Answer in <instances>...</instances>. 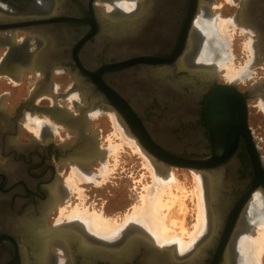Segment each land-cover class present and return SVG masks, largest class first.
I'll list each match as a JSON object with an SVG mask.
<instances>
[{"label": "flooded vegetation", "instance_id": "obj_1", "mask_svg": "<svg viewBox=\"0 0 264 264\" xmlns=\"http://www.w3.org/2000/svg\"><path fill=\"white\" fill-rule=\"evenodd\" d=\"M134 1L113 22L103 0H0L15 5H0V45L9 46L3 62L41 72L34 87L43 82L33 101L32 86L12 109L1 102L10 94L0 96V264H243L238 243L254 238L264 221V155L255 137L264 122L254 126L264 113V66L261 78L247 83L253 69L223 81L213 64L196 61L206 37L194 22L203 7L214 16L212 0ZM256 62L264 64V53ZM56 71L73 77L68 90L53 79ZM223 86L241 95L214 120L209 98ZM73 94L80 99L72 106L61 103ZM96 111L115 113L162 174L181 168L201 176L205 222L186 251L157 246L134 222L106 239L58 221L72 192L70 169L78 165L93 178L94 162H107L108 147L90 131ZM35 115L38 135L26 126Z\"/></svg>", "mask_w": 264, "mask_h": 264}, {"label": "rangeland", "instance_id": "obj_2", "mask_svg": "<svg viewBox=\"0 0 264 264\" xmlns=\"http://www.w3.org/2000/svg\"><path fill=\"white\" fill-rule=\"evenodd\" d=\"M99 6L103 10H108L104 2ZM238 8L239 3H233L229 0H212L211 2V9L214 15H218L220 19L225 21L237 17ZM226 35V38L228 37L227 41L229 42V46H225V49L226 52L230 54L232 62H229V60H226L225 62L232 63L234 67L238 69L241 65L244 66L246 61L249 59V51L246 46L250 37H254V32L252 33L250 30L242 31V24H237V27L235 28L232 24H228ZM23 37L24 32L22 30H17L14 39L20 41ZM204 40L203 46L205 45L206 40L210 41L211 38ZM203 46L201 47L199 54L202 51ZM8 47V44L0 45V60L5 56L4 54L7 52ZM219 54L220 52H218V55ZM258 65L264 66L261 62L255 64L252 68L253 74L246 80L247 83L259 80L261 75H263V72H261L263 69ZM216 68H218L217 73L220 75V80H230L227 77L226 67L221 66ZM29 71H22L18 80H13L10 76L0 74V96L5 92L10 94L9 96L7 95L3 97L1 102L8 105L9 109H12L14 105L18 104L23 99V97L27 96V94L34 87L37 78L41 76V72L35 73ZM53 79L59 84H63L62 88L64 89H61L62 92L68 90L74 81L72 76L67 73H63L62 71H56L53 74ZM237 82L241 83L240 80ZM240 85H243V83ZM72 97L80 99L78 94H73L68 96L67 99L63 97L60 101L62 104L72 106ZM255 101L256 100H254V102ZM110 114L111 112L107 114L97 112L94 113L90 119V131L98 132L97 136L99 137V144L104 147H108V149L112 145V149H109L110 153L108 152L109 155L107 153L105 160L108 164V170H105V172L103 170L102 173L101 168L104 164L95 161L94 166L96 167V180H80V178H75V183L71 186V194H69L68 198L59 205L58 214L56 215L59 219L67 218L66 215L63 216L61 214L62 210H64L65 214H67L69 211L73 210V208L80 207L81 209L88 210L90 213L97 212L106 218H112V220L114 219L116 221L118 219L119 222H122L126 217L125 215L130 214L133 207L140 203L141 195L146 192L144 187L146 185L151 186L153 183V177L151 176L148 167L144 164V158L134 150V145L129 144L127 142L128 140L122 139L119 128L113 123L112 115ZM256 116H258L259 120L255 117V128L258 124H262L264 122V113L261 112ZM27 126L32 130L36 127L35 123H28ZM255 137L261 147V153L264 155V129H258L255 133ZM72 169L73 167L70 169V172L67 173L65 178L66 181H69V178L73 177ZM172 172H174L178 178L180 183H178V185H182L184 187L182 189L180 186V190L177 189L178 186H176V188L173 186L172 188L175 193L177 192L175 195L179 196L178 202L184 203V210H181V212L178 213L179 218H176L178 226L174 227L176 228L177 233H181V224L185 228L188 227L187 229L189 231H193L195 229L194 226L197 222L198 214L197 195L196 193L193 194V192H196V184L198 183L195 179V173L197 172H195V170L181 168H175ZM181 190H184L186 194L183 192L181 193ZM166 196H168V194H165V200L167 199ZM178 207L179 206H177V208ZM258 232L253 234L254 238L258 237ZM262 257L264 258V252L262 253ZM260 264L263 263L261 262Z\"/></svg>", "mask_w": 264, "mask_h": 264}, {"label": "bare ground", "instance_id": "obj_3", "mask_svg": "<svg viewBox=\"0 0 264 264\" xmlns=\"http://www.w3.org/2000/svg\"><path fill=\"white\" fill-rule=\"evenodd\" d=\"M42 1L46 2L47 0H42ZM103 1L106 3L107 9L110 12H112L111 14L112 16H110L109 20L113 22H116L121 18V16L119 15L120 13L122 15L128 12L132 7H134L135 4L134 0H103ZM229 1L233 3H239L240 7H241V3L243 2V0H229ZM0 5L3 8H7V7L13 8L15 6L14 2L13 3L3 2L0 3ZM201 10L202 11L198 14L194 22V26L196 27V30L198 32L202 33L206 37V39L211 38V40L210 41L206 40L205 45L202 48V51L200 52L199 56H197L196 58V61L205 64H213L215 68L221 66L226 67L227 77L233 81H236L238 79H243V77L247 74L250 75L253 64L257 63L256 62L257 56L263 54V50L260 48L259 43H257L258 39L256 41L253 36L250 37V40L247 41V46H246L249 51V59L246 61L244 66L241 65L240 68L238 69L235 68L232 63H229L232 62V59L230 58V54L226 52L225 49V46H227L229 43L227 41L228 37L226 38L227 36L226 31L228 24H232L234 28L237 27V24H242L239 14L235 18L225 21L220 19L218 15L217 16L214 15L210 17V15H208L207 9L204 7ZM128 28H132V27H128ZM247 30L248 31L250 30L253 33L252 29L242 24V31H247ZM112 34L114 33L112 32ZM117 35H119V32ZM217 52H220V54L218 55ZM217 56L219 57L217 58ZM226 60H229V62L226 63L225 62ZM1 61L2 62L0 64V74L5 76H10L13 80H18L15 79L13 72L16 73L18 72L19 74H21L22 66L15 67L12 66V64L8 66L6 65V62H3V59ZM263 96H261L260 105L264 108ZM73 98L74 97H72V99ZM97 112L99 111H96L95 113ZM110 115H112V120L115 126L119 128V132L121 134L120 136L122 137V139L128 140L127 142L129 144L134 145L135 146L133 147L134 150L137 151V153H139L140 156L144 158L143 159L144 164L150 170L151 176L153 177V183L151 186L146 185L144 187L146 192L141 195L140 203L133 207L130 214L125 215L126 217L122 222H119L118 219L116 221L114 219L112 220V218L110 219L106 218L102 214L97 212L90 213L88 210L81 209L80 207L73 208V210L69 211L67 214H65L64 210H62L61 214L63 216L66 215L67 218L66 219L60 218L58 221H60L61 223L62 222L70 223L72 226L79 227L83 232H86L88 234H94L96 236H99V238L102 237L106 239L116 237L118 233H120L122 230L125 229L127 224L129 225L134 222L137 225V227L140 230H142V234L146 233L147 234L146 236L150 238V240H152V242H154L157 246L159 247H167L168 245L176 246L178 253L181 254L183 251H186L188 248L192 246V244L196 240V237L198 236L197 234L200 233L205 222V216L203 211V207L205 206L204 205L205 193L203 189L204 186L201 176L198 173H195V179L198 182V183L196 182L197 183L196 192H193V194L196 193L197 195L196 197H197V205H198L197 222L194 226L195 229L193 231L190 229L191 231H189L187 229L188 227L185 228L181 224L182 230L181 233L179 232L180 233L179 234L176 232V228L174 226H178V222L176 221V218H179L178 213L181 212V210H184L183 208L184 203L181 202L182 201L181 199H180L181 203L178 202L179 196L175 195L177 192L175 193L172 188L173 186L175 188L176 186H178L177 189L180 190V186L182 189L184 187L182 185L180 186L178 185L179 181L176 175L174 174V172H170L168 174L165 173L162 174L158 166L155 164L156 161L154 162V160L144 151V149H142L139 146L138 142L134 139L131 133H129L126 127L121 123V121H119L117 115L113 112H111ZM28 121H30L29 123L31 124L35 123L36 127L35 128L31 127V128H33V130H35L34 131L35 134L38 135L39 128L41 125L40 119L35 115V116H30ZM27 124L28 123H26V126ZM109 149H112V145L110 146ZM103 164L104 165L102 167V173L103 170L104 172L105 170L106 171L108 170L107 167L108 164L106 162H103ZM72 174L73 177L69 178V181L67 180L68 183H66L69 191H71L72 189L71 186H73L75 183V178L77 179L80 178V180L83 179L96 180L95 177L91 178L90 175L86 174L83 171V169H81L80 166L78 165H75L73 167ZM182 192L186 194L184 190H181V193ZM165 194H168V196H166L167 197L166 200L164 199ZM177 206L179 207L177 208ZM238 248L241 250L243 254V258H242L243 264L261 263L262 253L264 252V221L259 222L258 237L251 238L250 235H245L242 238V240L239 241Z\"/></svg>", "mask_w": 264, "mask_h": 264}, {"label": "water", "instance_id": "obj_4", "mask_svg": "<svg viewBox=\"0 0 264 264\" xmlns=\"http://www.w3.org/2000/svg\"><path fill=\"white\" fill-rule=\"evenodd\" d=\"M196 5L195 0H191V4ZM239 17L242 21V24L244 26L250 27L253 29L257 36L259 46L263 50L264 53V0H243L241 3V7L239 9ZM192 15V13H191ZM39 80L37 82L36 86L31 91V97L29 98L30 101H33V98H36L38 95V88L42 84ZM241 95V92L236 90L233 86H223L218 87L215 91H213L209 98V107H210V115L211 118L214 120L217 118V112L219 111V108L222 107V105L226 103H234L238 102V99H235V95ZM237 100V101H236ZM244 101V99H242ZM23 104H26V102H23ZM219 113V112H218ZM223 116V114H221ZM227 118H231L233 120L235 116H233V111L230 112V114L227 116ZM216 153H219L220 151L216 150ZM154 157L156 159H159V155H155L153 153ZM175 158V156H173ZM172 158V157H171ZM216 157H211L209 160L214 161ZM169 165L170 163H173L174 166L177 167H188V168H195L198 164H193L190 162L189 165L185 164H176L175 162L168 161Z\"/></svg>", "mask_w": 264, "mask_h": 264}]
</instances>
